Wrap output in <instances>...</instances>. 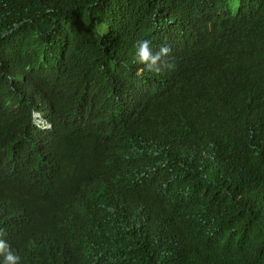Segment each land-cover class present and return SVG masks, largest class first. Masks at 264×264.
<instances>
[{"label": "trees", "instance_id": "trees-1", "mask_svg": "<svg viewBox=\"0 0 264 264\" xmlns=\"http://www.w3.org/2000/svg\"><path fill=\"white\" fill-rule=\"evenodd\" d=\"M145 39L200 80L145 96ZM34 202L32 264H264V0H0V231Z\"/></svg>", "mask_w": 264, "mask_h": 264}, {"label": "clouds", "instance_id": "clouds-1", "mask_svg": "<svg viewBox=\"0 0 264 264\" xmlns=\"http://www.w3.org/2000/svg\"><path fill=\"white\" fill-rule=\"evenodd\" d=\"M177 51V48L172 47L171 44L153 48L151 41L146 39L135 45V55L140 65H137L133 81L140 84V90L145 96H149L155 91L170 90L173 85L180 82L177 69L196 77L198 81L200 80L201 72L199 68L203 70L202 64L190 66L194 74L185 72L178 66L182 56L174 55ZM184 56L187 57V55ZM236 80L235 90L233 92L229 91L231 98H246L247 84L253 80L252 71L246 74L243 81H239L237 78ZM35 122L38 127L46 131H51L53 128L52 124L45 121L44 117L41 114L39 115V113H36ZM62 200H59L58 203ZM58 203H53V205L52 203H48V205L55 207ZM26 212L27 214L23 213L21 218L27 228H33V233L26 232L22 234L17 232V234H13L11 232L0 231V264H32L30 260L32 252L34 250L42 251L43 246L45 247L41 242H34V235L37 234L39 236L47 232L52 237H55L48 229L39 224L42 216L41 204H35V202L34 204H30Z\"/></svg>", "mask_w": 264, "mask_h": 264}, {"label": "bare ground", "instance_id": "bare-ground-1", "mask_svg": "<svg viewBox=\"0 0 264 264\" xmlns=\"http://www.w3.org/2000/svg\"><path fill=\"white\" fill-rule=\"evenodd\" d=\"M39 115H40V112H39ZM214 149V148H213Z\"/></svg>", "mask_w": 264, "mask_h": 264}]
</instances>
